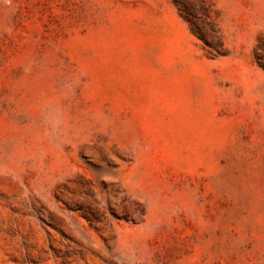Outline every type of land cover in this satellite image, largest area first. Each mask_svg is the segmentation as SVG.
<instances>
[{
  "label": "rangeland",
  "instance_id": "obj_1",
  "mask_svg": "<svg viewBox=\"0 0 264 264\" xmlns=\"http://www.w3.org/2000/svg\"><path fill=\"white\" fill-rule=\"evenodd\" d=\"M0 264H264V0H0Z\"/></svg>",
  "mask_w": 264,
  "mask_h": 264
}]
</instances>
